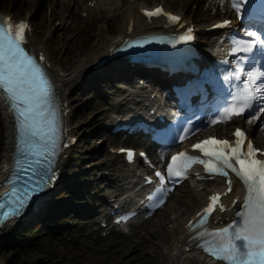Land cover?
I'll use <instances>...</instances> for the list:
<instances>
[{
	"label": "snow or ice",
	"instance_id": "6c2138e0",
	"mask_svg": "<svg viewBox=\"0 0 264 264\" xmlns=\"http://www.w3.org/2000/svg\"><path fill=\"white\" fill-rule=\"evenodd\" d=\"M229 2L239 14L245 0H229ZM248 2L250 3L251 0ZM219 3L223 4L224 0H219ZM142 11L150 18L163 14L168 16L170 21L180 20L179 16L165 13L160 7L152 11L147 9H142ZM230 23V21L224 20L215 26L222 27ZM28 28L29 25L24 21L13 24L9 18L0 20V91L4 93L5 100L9 102L10 110L19 126L21 138L27 149L26 154L36 157L27 161L28 168L31 169L33 175L40 177L30 189L25 188L23 196L16 187H12L10 192L5 193V197L15 198L12 200L14 208L11 210V215L19 212L30 195H38L47 186V181L54 179V175H50L53 172L51 164L45 165L44 163V160H47L50 155H55L56 148L57 120L52 108L53 84L37 59L29 55L22 46L26 38L25 31ZM188 32L190 33L191 29ZM247 35L250 39L233 42L232 51L234 53H251L255 48H259L264 52V38H261L264 34L251 32ZM181 39L190 40L192 36L186 34ZM247 58V56L241 57L242 60ZM38 59L43 60L44 57L40 56ZM242 74H244L243 67L237 65L235 72L225 76L224 79H239ZM247 76L250 81H254L264 77V71H258L256 74L253 71H248ZM261 88L264 89V85H261ZM238 100V104L225 108L224 112L217 115L211 123H225L233 117L243 116L248 109L253 107L255 96L247 82ZM259 112L264 113V107L260 108ZM225 114L226 119H222ZM234 135L237 138L234 146L228 140L215 137H209L192 146L204 156L209 157L208 160L200 159L198 156H192L186 152L174 155L167 165V175L182 177L194 162L203 164L210 173L227 176L228 172L225 169H230L235 173L247 189L244 200L247 211L243 225L235 228L234 231L232 226L216 229L211 233L213 239L205 241V244L200 247L219 260L229 261L230 264H264V160L257 158V153L261 150L254 147L243 130L237 128ZM183 138L181 137V139ZM246 141V151H242ZM141 155L144 154L141 153ZM42 157L44 160L41 159ZM128 158L129 160L133 158L131 150H128ZM13 167L15 171L12 172L11 179L8 180V183L12 185L19 179L17 172L27 170L23 168L19 158L15 159ZM156 176L160 177L162 181L165 180V176L161 172H156ZM228 185V192H231V180L228 181ZM209 200L210 203L203 213L197 214L199 219L196 224L198 225H203L206 218L217 207L224 210L219 203L220 194L211 195ZM160 203L162 204L163 201ZM4 215L7 216L9 213ZM194 226L190 222V227ZM236 241L244 242L243 252Z\"/></svg>",
	"mask_w": 264,
	"mask_h": 264
},
{
	"label": "rangeland",
	"instance_id": "374dc122",
	"mask_svg": "<svg viewBox=\"0 0 264 264\" xmlns=\"http://www.w3.org/2000/svg\"><path fill=\"white\" fill-rule=\"evenodd\" d=\"M140 1L146 5L160 1L172 10H176L180 0L167 2L168 4L163 0ZM200 2L201 12L199 10ZM206 2L208 1L199 0L197 3H193L191 0L187 12L193 11L195 17L198 14L206 16L208 14V19L211 18L216 11L203 12L207 9L208 4ZM0 9L9 10L16 17L28 16L33 24L37 41L44 45L53 61L65 69H71L77 64L78 53L91 44L99 30L96 25L92 26L91 23L84 22V19L76 13V3L73 0H0ZM98 14L104 20L99 23L102 30L101 36L106 34L113 36L118 29L120 17L107 19V11L105 12L104 9H101ZM50 15L53 17L51 31H49ZM79 82L80 79L78 78L72 79L67 89V100L72 108L69 120L78 139L73 147L72 156L65 166L67 174L63 176V182L78 184L84 189H90L92 192L90 194L96 197V194L108 193V190H103L108 184V180L115 179L125 166L119 156L109 151L112 146L121 144V138H116L114 141L113 137L108 136L105 126L109 118L110 103L119 95V88L113 87L111 82L97 81V85L91 90L89 85ZM104 90L109 91V95H105L106 91ZM103 108L108 109L105 115L101 114ZM1 122L0 119V134H4ZM259 126L258 124L257 127L259 128ZM100 145L103 147L98 149ZM78 169L81 171L79 176L76 174ZM72 174L76 175L75 179L71 178L70 175ZM61 188L59 185L50 193V196L62 195L68 199L69 193ZM185 188L180 194H177L176 198L169 201L165 209L160 211L156 218H164V222L167 220L169 222L172 220L175 209L174 203L178 205L181 199H196L193 197V191H190L192 189ZM73 203L72 199H68L63 202L62 208ZM181 207L183 209L181 216H184L191 214L198 205L185 204ZM79 210L81 211V208ZM71 223L67 222L68 225ZM35 225H38V222L32 223L30 227L34 228ZM154 226L153 222H149L144 230ZM69 227L70 234L64 235L54 234L51 229L42 227L40 237L43 241L47 242L48 235H54L48 240L50 243L41 248L33 245L26 254H21L19 262L24 264H60L61 258L65 254L71 257L74 264H165L161 256L163 254L162 241L169 239L170 233L165 230L163 225L159 226L158 231L152 236L142 239L140 244L132 242L130 238L125 236L99 237L90 232L89 227L86 229L82 226V223ZM5 230H8V226L1 229L0 232ZM86 230L87 234H85ZM174 231L179 233L180 229ZM153 241L159 243L158 246ZM25 247L27 246L25 245ZM10 253L9 249L0 252V264H8L7 259L10 258ZM54 253H56L55 256L50 255ZM66 262L69 263L70 261L67 260Z\"/></svg>",
	"mask_w": 264,
	"mask_h": 264
},
{
	"label": "bare ground",
	"instance_id": "6f19581e",
	"mask_svg": "<svg viewBox=\"0 0 264 264\" xmlns=\"http://www.w3.org/2000/svg\"><path fill=\"white\" fill-rule=\"evenodd\" d=\"M95 1L94 5L87 6L85 3H82L81 8L87 10L90 16H93L97 12L99 8H102V6L105 7L106 11L108 12L109 15L114 14H119L120 15V22L118 25L117 31L114 32L113 36L112 35H104L101 36L102 30L100 28V24L103 19L102 17L98 16L97 18L95 16L91 17V23L92 26L96 25L98 30V33L95 35V38H93L91 44L83 51H80L78 53V58L76 59L77 64H75L71 69H64L62 68L59 64H55L53 61L50 60V65H49V72L52 76L54 85H55V91L58 96H60L63 99H66V90L69 85V83L72 80V77L75 76L76 78L81 76V79H84L83 83H93L95 80V77L97 75L102 76L104 73L98 72L94 69H92L93 64L97 63V61L105 55L107 52V49L109 46L113 45L116 43V41L119 38H124L126 36H132L136 33L140 32H145V31H161L164 30L163 23L165 22L163 17H158L153 19L151 22H149L144 15H142L139 11L138 8L141 7V3L139 0H128L125 3H123L121 0H92ZM165 3H170V1L174 2L176 0H163ZM190 0H180L179 1V6L174 12L180 13V14H186V9L188 7V3ZM199 0H192V2H198ZM206 2L208 5L206 6V10H203V12L209 11V10H220L221 12H226V5L223 3H219V0H207ZM167 3V4H168ZM157 4V2H153L152 5ZM151 5V6H152ZM200 8L201 9V2H200ZM219 6L218 8H215L216 6ZM150 6V7H151ZM169 6H167V9ZM202 10V9H201ZM200 10V12H201ZM220 11H216L214 13V17L220 13ZM55 14V13H54ZM186 18H192L191 16H188L186 14ZM194 19L196 22H199V26L207 25L212 23L211 21L206 23L208 19V14L202 15L198 14L196 17L194 16ZM206 34V33H205ZM201 37V35L199 36ZM199 43H203L206 47V50L212 45L213 40L210 39V36H204V38H198ZM28 44L29 46L36 50V49H41L43 44L41 42H38L36 40V34L32 33L31 36L28 38ZM27 44V45H28ZM42 45V46H40ZM45 50V49H44ZM45 53L47 51L45 50ZM48 54V53H47ZM104 65V64H103ZM100 69V67H98ZM131 68L128 66V64H124L122 61H113L111 63H108L105 65L103 68L104 72L109 73L110 75H116L119 78H123L126 80V83L129 84V87L124 88V90L119 94V96L111 101V107L114 109H117V111H126L127 115L130 113V111L133 110L136 105H139V110L142 108L143 105L146 103H159V106L163 108V105L161 104V101L164 98L163 94L159 92L160 97H150V93L147 92L145 89V86H136L132 85L131 83V78L129 77L128 71H130ZM155 83H161L160 80H156ZM158 91L156 92L155 95H157ZM1 100V98H0ZM108 112V109L103 108V113ZM70 111L67 112L66 118L67 121L70 118ZM261 114V113H260ZM258 114V116L260 115ZM0 118L3 120V129L5 131V146L2 152V159L3 161L5 160L6 162H9L10 159V153L12 151V122L10 119V114L5 106L0 107ZM254 119L251 120L250 123H253ZM258 124L260 125L259 128L257 127ZM250 125V124H249ZM250 127V126H248ZM251 132L257 137L256 141H260L264 139V113H262L260 119L252 126L250 129ZM103 146L100 145L98 149H101ZM71 150L68 148L67 150L64 151L63 155L60 157L58 161V166L63 167L66 163L67 160L69 159ZM138 168L135 167L134 169H131L128 167L126 171L123 173L119 174V178L117 181L120 182H126L130 188L132 189V193L136 194L137 191V172ZM5 174V171L2 172L0 170V184L1 180ZM122 183V184H126ZM223 180L219 182V184H222ZM199 183H195L194 187L198 186ZM194 196L197 199V196L202 194V190L196 191L194 190ZM239 194L238 188L236 183L234 184V187L232 189V192L227 195V199L231 201L232 197L237 196ZM188 200L186 199H181L178 205H175V209L173 210V218L178 219L182 212L183 209L181 206ZM192 202V203H190ZM189 203L192 205L193 203H196L195 201L191 200ZM159 221V220H158ZM186 221V220H185ZM183 222V225L185 223ZM156 223V222H155ZM8 223L6 222L4 224L7 225ZM182 225V228L184 230V227ZM171 234L173 235V238L170 239L171 246H172V252L170 253V257H168L166 264H207L204 260L201 259L200 255H198L196 249L191 246V249L188 252H185V250L179 249L178 242L180 241L179 238H181V234H175L174 230L170 231ZM157 246L159 243L154 242ZM182 246L188 245V242L186 241V235H185V241L182 240Z\"/></svg>",
	"mask_w": 264,
	"mask_h": 264
},
{
	"label": "trees",
	"instance_id": "16d2710c",
	"mask_svg": "<svg viewBox=\"0 0 264 264\" xmlns=\"http://www.w3.org/2000/svg\"><path fill=\"white\" fill-rule=\"evenodd\" d=\"M56 199H59V197H57ZM36 233L30 235L29 232H18L15 236H12L10 234L7 235H3L0 238V252L6 249H9L10 253V258L7 259V263L8 264H24L23 262H19V257L21 256V254L23 253H27L29 249H31V247L35 244L37 248H41L43 245H41L39 243V239L35 238ZM28 246V247H25ZM24 247L26 248L24 250ZM53 253V252H52ZM50 255H56V253L54 254H50ZM63 261L65 260V256L63 255L61 258ZM73 261H70V263H72ZM74 264V263H72Z\"/></svg>",
	"mask_w": 264,
	"mask_h": 264
}]
</instances>
